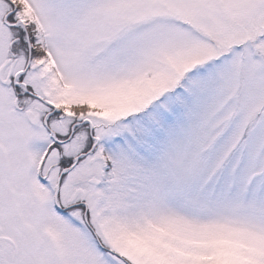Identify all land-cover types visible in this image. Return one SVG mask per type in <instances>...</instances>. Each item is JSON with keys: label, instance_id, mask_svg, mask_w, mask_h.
<instances>
[{"label": "snow or ice", "instance_id": "snow-or-ice-1", "mask_svg": "<svg viewBox=\"0 0 264 264\" xmlns=\"http://www.w3.org/2000/svg\"><path fill=\"white\" fill-rule=\"evenodd\" d=\"M0 264H264V0H0Z\"/></svg>", "mask_w": 264, "mask_h": 264}]
</instances>
